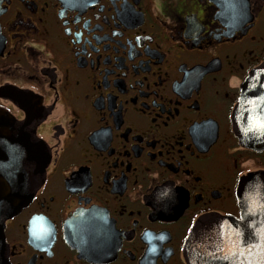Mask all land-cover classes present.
<instances>
[{
  "label": "flooded vegetation",
  "instance_id": "af4514ba",
  "mask_svg": "<svg viewBox=\"0 0 264 264\" xmlns=\"http://www.w3.org/2000/svg\"><path fill=\"white\" fill-rule=\"evenodd\" d=\"M263 62L264 0H0V112L49 154L9 263L187 264L193 225L239 219V180L264 172L232 130ZM244 105L255 141L264 96Z\"/></svg>",
  "mask_w": 264,
  "mask_h": 264
},
{
  "label": "water",
  "instance_id": "95a60500",
  "mask_svg": "<svg viewBox=\"0 0 264 264\" xmlns=\"http://www.w3.org/2000/svg\"><path fill=\"white\" fill-rule=\"evenodd\" d=\"M239 18L247 20L246 14ZM240 95L232 112L233 133L243 146L264 152V126L259 129L258 139L253 141L244 138L241 122L245 98L264 96V62L247 78ZM48 162L46 146L37 139L34 129L1 111L0 264H10L4 237L5 223L31 201L44 180ZM236 200L239 219L211 216L193 225L183 244L187 264H264V172L242 177L238 182ZM97 215L74 216L67 223L65 232L70 234L75 226L92 222ZM69 240L72 242L74 238L69 236Z\"/></svg>",
  "mask_w": 264,
  "mask_h": 264
}]
</instances>
